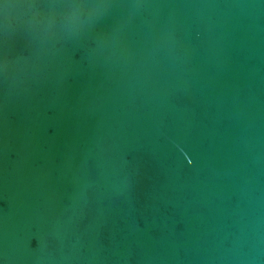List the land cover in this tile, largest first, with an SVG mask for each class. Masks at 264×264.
<instances>
[{"label":"water","instance_id":"1","mask_svg":"<svg viewBox=\"0 0 264 264\" xmlns=\"http://www.w3.org/2000/svg\"><path fill=\"white\" fill-rule=\"evenodd\" d=\"M0 264H264V0H0Z\"/></svg>","mask_w":264,"mask_h":264}]
</instances>
